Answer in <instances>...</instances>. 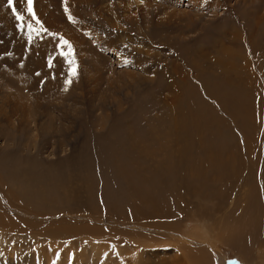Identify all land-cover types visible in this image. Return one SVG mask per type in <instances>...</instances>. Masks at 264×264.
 Returning a JSON list of instances; mask_svg holds the SVG:
<instances>
[{
  "label": "rangeland",
  "instance_id": "rangeland-1",
  "mask_svg": "<svg viewBox=\"0 0 264 264\" xmlns=\"http://www.w3.org/2000/svg\"><path fill=\"white\" fill-rule=\"evenodd\" d=\"M26 3L0 0V264H264V0Z\"/></svg>",
  "mask_w": 264,
  "mask_h": 264
},
{
  "label": "snow or ice",
  "instance_id": "snow-or-ice-1",
  "mask_svg": "<svg viewBox=\"0 0 264 264\" xmlns=\"http://www.w3.org/2000/svg\"><path fill=\"white\" fill-rule=\"evenodd\" d=\"M8 4H9V6H12V10H13V13L15 14V16H16V19L19 20V21H23L24 17L20 13H18L16 11V8L14 6V0H8ZM27 4H28V7H27L28 14L32 17L33 20H35L37 25H40L41 22L35 16V13H34V10H33V0H27ZM65 11L66 12L68 11L67 7L65 8ZM69 18L71 19V17H69ZM27 27L29 29V40L32 39V36H31L32 32H36L37 34H39V32L41 30L47 31V29H43L42 25H41L40 29L33 28V25L31 23H29L27 25ZM52 35H55V34H52ZM64 46H67V51L65 52V51L62 50L60 54H61V56L65 57L67 63L72 66L70 68V76H75L76 75V61H75V57H74V52H73L72 46L67 40H65L63 37H60V44L58 45V47L63 49ZM52 66H53L52 65V59L49 58V67H52ZM67 83H71V80L69 79L67 81Z\"/></svg>",
  "mask_w": 264,
  "mask_h": 264
},
{
  "label": "bare ground",
  "instance_id": "bare-ground-1",
  "mask_svg": "<svg viewBox=\"0 0 264 264\" xmlns=\"http://www.w3.org/2000/svg\"><path fill=\"white\" fill-rule=\"evenodd\" d=\"M221 65V64H220ZM234 65V64H233ZM242 68V67H241ZM224 69V68H223ZM52 251V249H50ZM55 254V253H54ZM30 256V255H29ZM56 256V255H55ZM50 263V262H49ZM36 264V263H35ZM47 264V263H46ZM225 264V263H224Z\"/></svg>",
  "mask_w": 264,
  "mask_h": 264
},
{
  "label": "crops",
  "instance_id": "crops-1",
  "mask_svg": "<svg viewBox=\"0 0 264 264\" xmlns=\"http://www.w3.org/2000/svg\"><path fill=\"white\" fill-rule=\"evenodd\" d=\"M25 6H28L27 3L25 4Z\"/></svg>",
  "mask_w": 264,
  "mask_h": 264
}]
</instances>
